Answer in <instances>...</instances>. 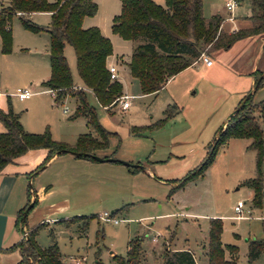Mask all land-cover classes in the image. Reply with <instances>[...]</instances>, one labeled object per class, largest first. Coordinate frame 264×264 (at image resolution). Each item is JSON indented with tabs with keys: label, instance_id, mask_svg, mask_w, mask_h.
Masks as SVG:
<instances>
[{
	"label": "rangeland",
	"instance_id": "374dc122",
	"mask_svg": "<svg viewBox=\"0 0 264 264\" xmlns=\"http://www.w3.org/2000/svg\"><path fill=\"white\" fill-rule=\"evenodd\" d=\"M0 1L7 3L9 0ZM248 1L243 0L242 5L231 11V14L244 12ZM94 2L97 5L96 13L86 17L82 27L95 26L110 40L113 61L115 56L118 58L114 62L117 64V81L122 86V93L131 96L127 109L121 110L117 103L106 110L96 103L91 94L85 92L87 102L95 108L98 122L110 132L107 145L102 149L113 157L131 163H136V158L142 162L148 160L154 177L159 179L130 176L126 181L124 177L102 168L105 166L84 170L87 189L83 204L79 205L80 212L39 217L29 214L25 227L44 223L35 235L38 246L45 248L54 243L67 264L72 257H84V264H116L112 255H125L128 241L137 236L141 239L142 264H162L164 249H189L198 264H208L209 221L220 218L222 228L219 238L224 246V258L230 256L227 246H235V264H248V242L258 240L263 244V251L252 264H264V156L261 200L259 205H254L252 191L245 184L256 173V154L247 148L249 139L236 138L230 141V138L217 149L213 161L201 174L173 191L171 187L175 183L170 182L173 178L184 177L202 161L208 142L237 106L240 96L247 95L253 89V86L243 89L244 79L250 74L235 71L238 61L249 58L251 61L249 63L247 60V66L253 63L249 45L236 44L213 55L205 47L201 54L212 55L215 66L219 68L215 79L209 84L205 73L198 69L189 72V81L179 82L185 88L177 93V101L169 99L177 108V115L168 118L160 126L147 127L162 116L167 106V94L164 91L158 94L141 93L137 80L129 76L127 65L120 60L129 61L134 44L132 40L123 39L111 31V19L120 11V0ZM164 3L165 0H162V4H158ZM202 4L203 16L206 18L216 13L223 18L230 15V11L225 8V0H202ZM29 19L43 30L29 31L22 26L18 17L13 16L11 49L21 44L45 45L49 14L35 12ZM21 33L27 37L24 38ZM65 47L63 54L72 84H75L79 77L74 51L69 44ZM66 51L70 53L66 55ZM261 63L262 60H259L257 67L260 68ZM231 72H236L234 78ZM16 81L18 79L13 76L0 77V90L14 92L16 88L12 86ZM192 82L197 83L189 87ZM34 89L39 90L37 87ZM262 99L264 78L253 96L254 101ZM9 104L13 112L19 115V122L25 131L42 133L47 130L52 138L64 143L66 141L62 139L79 132L89 133L101 140L97 132L85 126L83 117L70 118L75 109V98L70 94L56 99L49 93L39 92L22 101L11 97ZM64 108H67V113H63ZM133 126H145L143 134L133 135L130 131ZM47 177L48 174L35 175L30 181L32 187L36 188V181L44 182ZM239 200L243 202L242 216L235 217L233 207ZM104 212L109 215V220L103 219ZM71 218L73 220H69ZM113 219L118 222L114 223ZM22 237L21 223L16 226L13 220L9 223L6 238L14 240L10 243L12 245ZM18 254V249L5 250L0 247V264H17Z\"/></svg>",
	"mask_w": 264,
	"mask_h": 264
},
{
	"label": "trees",
	"instance_id": "16d2710c",
	"mask_svg": "<svg viewBox=\"0 0 264 264\" xmlns=\"http://www.w3.org/2000/svg\"><path fill=\"white\" fill-rule=\"evenodd\" d=\"M120 3L119 13L111 19V31L123 39L133 41L132 52L126 64L130 77L137 80L139 90L143 94L154 93L161 89L168 78L190 66L205 47L210 53L220 49L226 50L237 40L261 34L264 56V0H250L252 14L248 16L249 26L231 32L221 28L222 18L219 14H213L209 18L203 16L202 0H165L164 5L157 4L153 0H120ZM96 10L97 5L94 0H9L6 5L0 4V50L4 54L11 51L10 21L14 15L18 16L24 28L38 32L43 28L30 21V14L40 11L50 13V21L46 29L49 35L50 74L42 85L53 89L56 99L67 94L72 95L76 106L70 118L84 117L90 129L101 136V140H97L89 133L80 134L76 142L70 145L54 140L47 130L42 133L25 131L19 122V115L13 112L8 102L5 111L0 109V123L4 128L0 131V171L7 163L29 149L46 150L44 160L29 173L34 174L55 154L72 150L81 153L74 155L76 157L94 160L83 153L93 154L95 149L107 145V136L110 132L98 122L95 108L87 102L85 91L73 87L63 54L64 45L66 43L71 45L77 74L83 85L91 90L100 106L109 109L118 102L122 95V86L117 80H110L106 64L107 57L112 53V44L97 27H82L83 18L93 16ZM254 78L253 91H249L248 96L244 95L240 99L238 104L243 101L242 106L218 128L207 144L202 161L184 177L170 180L175 183L171 187L172 191L201 174L213 161L217 149L230 138H247L249 139L247 148L254 150L256 154V173L245 184L252 191L253 204H260L264 156V99L254 101L253 96L264 76L256 70ZM176 112L177 108L173 104L167 105L163 110V117L147 127L162 125ZM144 129L145 126L131 127L132 132ZM127 167L132 172L142 170L138 166ZM27 194V202L17 211L15 217V225L21 223L26 234L5 250L18 249L20 258L17 264H67L54 243L45 248L38 246L35 235L37 229L44 223L39 222L32 227H25L27 214L36 204V198H33L32 207L23 219L25 208L30 202L29 187ZM221 228L219 218L210 219L206 253L208 264H235V246H227L230 258H224V246L219 238ZM140 240L138 236L129 240L125 255H112L114 262L142 264ZM262 251V242L250 240L247 248L248 264H252ZM162 264H196V262L188 249H164Z\"/></svg>",
	"mask_w": 264,
	"mask_h": 264
},
{
	"label": "crops",
	"instance_id": "0c3cea01",
	"mask_svg": "<svg viewBox=\"0 0 264 264\" xmlns=\"http://www.w3.org/2000/svg\"><path fill=\"white\" fill-rule=\"evenodd\" d=\"M153 1L156 2L157 4L158 3L162 4V0H153ZM236 1H237V4L232 9H227L225 5V8L228 11H230L229 12L230 15L226 18L221 17L222 18L221 28L226 32H231V31L237 30L238 28L248 27L250 24L248 20V16L252 14V7H251L250 0L248 1L249 5L244 12H238L237 14L233 15L231 14V11L235 10L238 6H241L243 3V0H236ZM0 4L6 5L7 3H3L0 1ZM40 12H45L49 14L50 16V13L47 11H40ZM33 13L35 12H32L30 16ZM14 16L18 17L17 15H14ZM86 17L83 18L82 24ZM10 28H11V33H12L11 21H10ZM45 33H46V39H45V45L43 47H40L38 43L34 44L35 46L34 45L24 46L21 44L18 46H14V48H12L11 51L6 54L2 53L0 50V77H2L3 79H4V75L6 77H12V76L13 78L16 77L18 81H16V84L12 87H15L17 89V88H21L24 86L23 88L25 87L30 88L33 91V94L39 93V92L50 94L49 88L42 85V82H44L49 77V74H50V66H49V58H48L49 35L47 31H45ZM18 34H20L19 31H18ZM22 36L24 38L27 37L26 35H22ZM14 37H15V34H14ZM262 42H263V36L261 34H257V35L248 36L240 40H237L230 46L231 48L232 46H235L236 44L249 45V52L251 53L250 57L252 56L254 57L253 63L249 64L248 66H247V60L249 63L251 61V59L249 60V58L248 59L245 58L241 61H238V66H235L237 68L235 71L237 72L244 71L245 73L250 74V76H246L244 79L243 89H248L254 85V80H255L254 71L256 70L260 71L262 75L264 76V59H262L264 58V56L262 54ZM66 44L64 45L63 51L66 48L65 47ZM218 51H215V52H218ZM69 53H70L69 51L68 53L66 51V55ZM212 55L209 56L211 60H212ZM117 59H118L117 56H115L114 61H113V47H112V53L111 55L107 57V60H106L107 67L109 65H113L116 69L117 64H115L114 62ZM120 60L123 63H125V65H127L126 64L127 62H124L121 58ZM259 60H262L260 68L257 67V62ZM195 69H198V71L205 73L206 79H208L207 81L209 83L211 82V80L213 81L215 79V76H216L215 74L218 73L219 68L215 66V62L213 60L210 65H206L201 60V58L198 57L190 66L186 67L185 69L181 70L177 74L168 78L166 83L161 89H159L158 91L154 93H150V94H158L159 92L164 91L167 94L166 95L167 105H172L169 99L177 101L178 99L177 93L183 91V89L185 88V86H183V84H179V82L181 81L180 83H183V82L189 81V77H188L189 72L195 71ZM127 70H128V67H127ZM221 71H224V70L221 69ZM235 73L236 72H231L230 75L234 78V75H236ZM175 80H178V81H175ZM172 82L174 83L172 84ZM196 83L197 82H192L189 85V87H194ZM34 87L39 88V90H35ZM73 87L82 88L86 93L91 94V96H93V98L95 99L91 90L89 88H86L83 85L80 78L78 79L77 82H75V84H73ZM5 91L7 90L6 89L0 90V92H5ZM122 95H126V94L122 93ZM242 97L243 96H240L239 99H241ZM10 98L11 97H6V96L0 97V109L1 110L5 111L7 109L6 105L10 101ZM75 106H76V101H75ZM105 109L107 110V108ZM177 113L178 111L174 113L172 117L177 115ZM162 117H163V111H162V116L159 119H161ZM22 123H25L24 120H22ZM84 123L86 127H89L86 123V120L84 121ZM223 125H224V122L221 126ZM3 130L4 128L2 124L0 123V131H3ZM142 132L143 130L138 131V132H132V134L135 136H141L143 134ZM80 134H84V132L83 133L79 132L77 134H74V136L70 138H65L62 140L66 141L67 144L69 143L70 145H73L76 142L78 135ZM233 139H236V138H231L230 141ZM93 154L95 155L97 154L100 157H110V153H108L107 150L102 149V148L95 149L93 151ZM45 156H46V150L44 148L29 149L24 154L16 157L12 162L7 163L0 171V247L2 248H7L11 246L10 243L14 242V240H11V239L8 240L6 238L9 223L12 222L13 220L15 221L17 211L20 208H22L27 202L28 182L29 180L30 181L33 180L35 175L37 174H41V173L48 174V177L46 178L47 180H45L44 182L36 181V188L32 187V191L30 190L31 194L29 198L30 200H32L33 198H36V204L32 208V210L28 212L27 217L29 214H32L33 216L37 215V217H39L40 215H47V214L48 215H62V214H69L73 212L74 213L80 212L81 206L79 205L83 204L82 203L83 196L86 194V189H87V186L85 183L86 178L84 179L83 177L84 174L82 171L84 170L86 171L87 169H97L99 168V166H105L102 168H105L108 171H112L113 175L116 174V175H120L124 177L126 181L128 178H130V176L132 178H138V177L141 178L145 176H147L148 178H152V179L157 178V177L156 178L154 177L155 175L150 170L148 162H147L148 160L142 162L139 158H136L135 159L136 163L145 165L146 168L136 171V172H132L126 165H123L119 162H109V161L99 162L95 160L76 157L70 153H60V154L53 155L46 162L45 166L41 170L36 171L34 174H29L32 171H34V169L44 160ZM173 179H177V178H173ZM22 227L24 228V226ZM19 258H20V254H18L17 262ZM229 258L230 256L226 257L225 259H229ZM194 260L196 264H198L195 257H194Z\"/></svg>",
	"mask_w": 264,
	"mask_h": 264
},
{
	"label": "built area",
	"instance_id": "2783aa9c",
	"mask_svg": "<svg viewBox=\"0 0 264 264\" xmlns=\"http://www.w3.org/2000/svg\"><path fill=\"white\" fill-rule=\"evenodd\" d=\"M237 4L236 0H226L225 5L227 9H232L235 5ZM199 58H201V60L206 64V65H210L212 63L211 58L208 55L205 54H201L199 56ZM108 72H109V78L112 81L117 80V71L115 69V67L113 65H109L108 66ZM49 92L52 96H55V91L53 89H49ZM33 94V91L30 88H17L14 92L8 93L7 91L5 92H0V97L1 96H6V97H16L19 100H24L29 98L31 95ZM130 99L131 96L128 95H121L118 99V103L119 106L121 108V110H125L129 103H130ZM63 112H68L67 108L63 109ZM242 207H243V202L242 201H237V203L234 205L233 210L236 213L235 217H241V213H242ZM103 219L105 220H109V215L104 212L103 213ZM114 223H117L118 220L117 219H113ZM26 234L25 231H23V236ZM155 240V238H153ZM84 261V257L82 258H75L72 257L69 261L68 264H82Z\"/></svg>",
	"mask_w": 264,
	"mask_h": 264
},
{
	"label": "water",
	"instance_id": "95a60500",
	"mask_svg": "<svg viewBox=\"0 0 264 264\" xmlns=\"http://www.w3.org/2000/svg\"><path fill=\"white\" fill-rule=\"evenodd\" d=\"M253 91V89L251 90V92ZM249 93H247L246 96H248ZM243 104V101L240 102L230 113L229 115L227 116L226 120L224 121V124L226 123V121L234 114L237 112V110L242 106ZM64 153H70L72 155H80L81 153L80 152H76V151H72V150H66ZM56 155V154H55ZM83 155L85 156H89L91 157L92 159H94L95 161H99V162H102V161H109V162H119L123 165H126V166H138L140 167L141 169H145L146 166L144 165H141V164H138V163H131V162H128V161H125V160H121V159H118V158H115V157H100L98 155H95V154H88V153H83ZM45 166V165H44ZM43 166V167H44ZM32 176V175H31ZM28 187L29 189L32 191V185H31V182L29 180L28 182ZM32 204H33V199L30 200V202L28 203V205L26 206L25 208V211H24V215H23V219L25 218V214L26 212L32 207Z\"/></svg>",
	"mask_w": 264,
	"mask_h": 264
}]
</instances>
